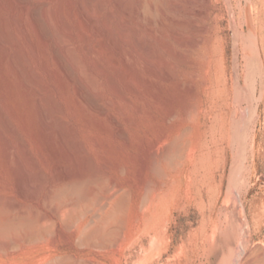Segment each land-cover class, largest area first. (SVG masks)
Wrapping results in <instances>:
<instances>
[{
  "label": "rangeland",
  "instance_id": "obj_1",
  "mask_svg": "<svg viewBox=\"0 0 264 264\" xmlns=\"http://www.w3.org/2000/svg\"><path fill=\"white\" fill-rule=\"evenodd\" d=\"M18 1L0 0V264H259L264 0H91L88 19L44 0L45 39L40 0ZM55 34L90 79L59 71Z\"/></svg>",
  "mask_w": 264,
  "mask_h": 264
},
{
  "label": "bare ground",
  "instance_id": "obj_2",
  "mask_svg": "<svg viewBox=\"0 0 264 264\" xmlns=\"http://www.w3.org/2000/svg\"><path fill=\"white\" fill-rule=\"evenodd\" d=\"M16 1H18V0H16ZM47 2H48V0H46ZM46 1H44V0H40L38 3H36V5L34 6V8H33V10H32V14H31V23H32V25L34 26V29H36V31L39 33V34H41L42 35V39H45V37H46V33H45V30H44V28H43V26H42V22H41V19H44V18H47L46 17V15H47V12L49 11L48 10V4H47V2ZM54 1V0H53ZM59 1V0H58ZM73 1V0H72ZM71 1V2H72ZM85 1V3H83ZM83 2H80V4L82 3V7H83V12L84 13H82V14H84V16L86 17V19H88V16H91L92 15V17H93V15H94V13H93V11H94V9H93V11L89 8V7H91L90 6V3L92 2L91 0H84ZM74 2V1H73ZM194 2V1H193ZM203 2V1H202ZM18 3H19V5L21 6V8L26 12L27 10H28V5H27V3L26 2H21V1H18ZM75 3V2H74ZM50 4H51V2H50ZM69 4V3H68ZM193 4V3H192ZM204 4H205V6H204V8L203 9H199L200 10V13L201 14H203L204 16H207L208 15V10H209V7H208V1L207 0H204ZM53 5V4H52ZM54 6V5H53ZM52 6V7H53ZM72 6V5H71ZM78 6H79V4H78ZM69 7H70V5H69ZM68 7V8H69ZM49 8H50V6H49ZM94 8V7H93ZM70 9V8H69ZM68 9V10H69ZM57 10V9H56ZM79 10H80V8H79ZM96 10V9H95ZM191 10V9H190ZM28 12V11H27ZM96 12H98L97 10H96ZM191 12V11H190ZM199 13V12H198ZM82 17L83 19L85 18V17ZM2 17V16H1ZM57 17V16H56ZM199 17V16H198ZM4 18V17H3ZM58 18V17H57ZM59 19V18H58ZM90 19V18H89ZM57 20V19H56ZM60 20V19H59ZM92 20V19H91ZM43 21V20H42ZM90 21V20H89ZM89 21H87V22H89ZM83 22V21H82ZM79 23V22H78ZM61 24V23H60ZM89 24V23H88ZM81 26V25H80ZM61 28H62V26H60ZM82 27H85L83 24H82ZM97 27V26H96ZM7 28H8V25H7ZM100 28V27H99ZM104 29V28H103ZM106 29V28H105ZM104 29V30H105ZM62 30V29H61ZM64 30V29H63ZM81 31V30H80ZM84 32H85V30H83ZM57 32V31H56ZM6 33H7V29H6V24H5V21H4V19H0V58L1 59H5V58H8L9 59V55H11V54H9L8 55V50H7V47L5 46V35H6ZM65 33V32H64ZM56 35V34H55ZM88 35V34H87ZM86 35V36H87ZM101 35V34H100ZM85 36V35H84ZM7 38V37H6ZM56 39V63H57V66H58V69H59V71L62 73V74H64L65 76H67L68 77V75H69V71H71L74 67H75V65L77 64V63H79V61L76 63V64H74L73 62H68L70 59H73V51H69V50H67V49H65L64 47H62L63 45L61 44V42H62V38H61V36H60V34H57L56 35V37H55ZM90 38V37H89ZM11 40V39H10ZM13 40V39H12ZM67 39H65V41H66ZM7 41V40H6ZM14 41V40H13ZM45 41V40H44ZM64 42V41H63ZM99 43V42H98ZM62 45V46H61ZM14 48V47H13ZM15 48H17V47H15ZM14 48V49H15ZM67 48H70V47H67ZM18 57V54H15V55H13V56H11L10 57V60H11V64H12V66H14V64H16V58ZM75 57V56H74ZM77 61V60H76ZM76 61H74V62H76ZM19 61H17V63H18ZM80 64V63H79ZM78 65V64H77ZM20 66V71H22V72H25L26 73V78H25V80H23L22 79V81H21V87L25 90V92H27V93H30L33 89H31V87H30V83L29 82H31L32 80H35V76L31 73V72H29V70H27V68H25L24 66H23V64H20L19 65ZM77 67V66H76ZM81 68L80 69V73H82V74H80V75H82V76H85L86 77V79H87V72L85 71V69H83L84 67H82V65L80 64V66L78 65V68ZM13 68V67H12ZM87 68V67H86ZM14 70V69H13ZM17 70V69H16ZM15 70V71H16ZM88 71V70H87ZM18 72H19V69H18ZM18 74V73H17ZM19 74H21L20 72H19ZM71 75V74H70ZM89 75H91V73L89 74ZM73 76V75H72ZM92 76V75H91ZM90 77V76H89ZM72 78V77H71ZM81 79H82V77H80V79H79V81H81ZM88 79H90V78H88ZM87 79V80H88ZM83 80V79H82ZM91 80H89V82H90ZM34 82V81H33ZM85 82H86V80H85ZM88 82V81H87ZM92 82V81H91ZM36 83V82H35ZM64 84V83H63ZM79 86V85H78ZM83 86V85H82ZM84 87V86H83ZM82 87V88H83ZM91 87V86H90ZM79 88H81V87H79ZM24 92V93H25ZM87 92V91H86ZM87 96V95H86ZM42 97V96H41ZM43 99V98H42ZM38 102V103H37ZM36 104H39V101H36ZM40 105V104H39ZM37 108H38V105L36 106ZM39 110H40V108H39ZM37 112H39V111H37ZM42 113V112H41ZM41 113H39V114H41ZM44 116V114L43 115H41V121H42V123L45 125V126H43V127H48V129H49V123H47V122H49V121H46V120H44V118H42ZM1 118V117H0ZM3 118V117H2ZM39 118V117H38ZM5 123H4V121L2 120V119H0V127H1V133H2V136H3V138H5L6 140H7V142H8V139L10 140V136L7 134V133H9V132H7L6 133V130H5V127L4 126H6V125H4ZM42 124V125H43ZM52 125V124H51ZM52 127V126H51ZM50 127V129H52ZM47 130V129H46ZM11 135V134H10ZM9 143H10V141H9ZM9 145V144H8ZM173 145V144H172ZM170 146V147H172V149H173V146ZM17 152H19V151H17ZM20 154H21V151H20ZM22 156V155H21ZM20 158H18V162H19V164L20 165H22V162H21V160H19ZM21 159H22V157H21ZM54 182H53V186H52V188H50L49 189V191H48V193H47V195H45L46 196V200H45V202L47 203V204H49V205H51V206H54L55 208L54 209H56V207L58 208L59 206H60V204L63 202V190H62V187L60 186V182H61V180H62V177L61 176H56V177H54ZM21 190V189H20ZM22 191V190H21ZM74 192L77 194V196L79 197L80 195H79V193H80V191H79V189L76 187V189H74ZM77 197V198H78ZM80 198V197H79ZM14 210V209H13ZM47 215V214H46ZM45 215V216H46ZM2 232H4V229L2 230ZM7 236V235H6ZM5 236V237H6ZM250 263V262H249ZM258 263L259 264H264V252H261L260 254H259V258H258Z\"/></svg>",
  "mask_w": 264,
  "mask_h": 264
}]
</instances>
